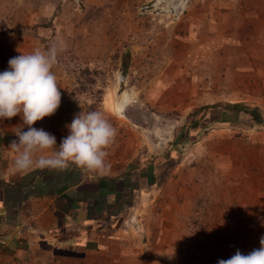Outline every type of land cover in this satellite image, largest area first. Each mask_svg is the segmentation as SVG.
<instances>
[{"label":"crops","instance_id":"0c3cea01","mask_svg":"<svg viewBox=\"0 0 264 264\" xmlns=\"http://www.w3.org/2000/svg\"><path fill=\"white\" fill-rule=\"evenodd\" d=\"M58 2L0 0V72L8 69L10 58L37 48L56 45L58 53L65 50L66 46L57 44L67 34V29L56 28L61 15L54 6ZM230 4L236 8L227 7L224 13H238L241 25L248 29L246 36L252 37L250 51L259 62L253 65L256 77L250 79L259 78L264 84V72L259 70L264 68V0H230ZM38 20L44 25L37 26ZM48 21L52 26L46 25ZM52 71L60 87V107L32 127L55 136L59 146L75 114L103 112L117 130L108 150L110 168L103 176L75 165L65 170L34 166L13 174L15 153L9 145L18 139L14 132L23 122L19 115L0 121V264H168L182 256V245L190 239L202 247L197 261L217 264L237 250L247 254L260 247L264 236V139L224 136L221 129L217 130L221 135L211 140L201 135L193 146L195 161L188 168L166 151L152 156L149 145L136 135L151 127L140 122L144 108L150 113L147 118L166 120L162 96L167 88L160 76L148 78L142 88L155 112L133 102L131 89L125 85L115 94L118 83L107 87L99 105L74 102L78 93L70 90V77L59 74L56 66ZM181 92L179 87L178 100L182 101ZM124 94L127 102L121 111L114 110L112 99ZM166 99L171 108H178L175 99ZM226 103L231 107L220 102L202 112L208 116L207 123L230 120L242 112L233 107L237 103ZM190 116L191 122L182 126L198 132L204 124L198 123L196 115ZM199 146L212 178L207 189L197 174L202 167ZM133 221L138 223L137 229ZM190 224L203 229L196 235L200 239L184 238L183 231Z\"/></svg>","mask_w":264,"mask_h":264},{"label":"rangeland","instance_id":"374dc122","mask_svg":"<svg viewBox=\"0 0 264 264\" xmlns=\"http://www.w3.org/2000/svg\"><path fill=\"white\" fill-rule=\"evenodd\" d=\"M54 6L61 12L56 28L67 29L57 42L66 48L58 53L55 66L59 74L70 77V90L78 93L74 102L99 105L107 87L118 83L115 94L125 85L131 89L133 102L154 111L142 88L148 78L161 77L167 88L162 96L166 120L147 118L150 113L143 107L140 122L151 127L136 133L139 141L149 145L152 156L166 151L190 168L195 161L193 146L201 135L211 140L221 135L217 131L221 129L224 136L264 139V84L259 78L250 79L256 77L253 65L259 62L250 51L252 37L246 36L248 29L241 25L238 13H224L230 6L236 8L230 0H59ZM36 25L44 24L38 20ZM46 25L52 26V21ZM259 70L264 72V68ZM179 87L182 101L178 100ZM166 97L175 99L178 108H171ZM225 101L242 105V112L230 120L207 123L208 116L202 112ZM190 114L204 124L198 132L182 126L191 122ZM231 124L235 127L229 128ZM200 147L202 167L197 174L207 189L212 178ZM202 231L190 224L183 231L184 238L197 239ZM190 240L182 245V256L168 264H201L196 259L202 247Z\"/></svg>","mask_w":264,"mask_h":264},{"label":"clouds","instance_id":"9594fccd","mask_svg":"<svg viewBox=\"0 0 264 264\" xmlns=\"http://www.w3.org/2000/svg\"><path fill=\"white\" fill-rule=\"evenodd\" d=\"M57 55L56 45L47 50L37 48L10 58L8 69L0 72V121L19 115L23 122L14 132L18 139L9 145L15 153L10 171L24 173L34 166L65 170L75 165L86 173L103 176L110 168L106 162L108 149L117 135L103 112L75 114L66 126L68 135L59 146L55 136L43 128L32 127L60 107V87L52 71ZM24 126L26 131L22 130ZM217 264H264V236L260 238L259 248L247 254L237 250L230 258L218 260Z\"/></svg>","mask_w":264,"mask_h":264},{"label":"bare ground","instance_id":"6f19581e","mask_svg":"<svg viewBox=\"0 0 264 264\" xmlns=\"http://www.w3.org/2000/svg\"><path fill=\"white\" fill-rule=\"evenodd\" d=\"M114 97H115V95H114ZM121 97L119 99L115 98V100H114L113 96L111 97V99L112 98L113 99H112V101H111L112 103L110 105L116 111H121V109L123 108V105L125 104V102H127V99H124V95Z\"/></svg>","mask_w":264,"mask_h":264},{"label":"trees","instance_id":"16d2710c","mask_svg":"<svg viewBox=\"0 0 264 264\" xmlns=\"http://www.w3.org/2000/svg\"><path fill=\"white\" fill-rule=\"evenodd\" d=\"M222 105L224 106V107H231V105L229 104V103H222ZM242 105H240V104H236V105H234L233 107H241Z\"/></svg>","mask_w":264,"mask_h":264},{"label":"built area","instance_id":"2783aa9c","mask_svg":"<svg viewBox=\"0 0 264 264\" xmlns=\"http://www.w3.org/2000/svg\"><path fill=\"white\" fill-rule=\"evenodd\" d=\"M132 224L136 229L138 228V223L136 221H133Z\"/></svg>","mask_w":264,"mask_h":264}]
</instances>
